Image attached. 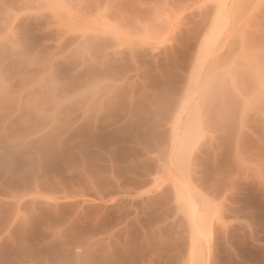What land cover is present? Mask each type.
I'll use <instances>...</instances> for the list:
<instances>
[{
	"label": "rangeland",
	"instance_id": "374dc122",
	"mask_svg": "<svg viewBox=\"0 0 264 264\" xmlns=\"http://www.w3.org/2000/svg\"><path fill=\"white\" fill-rule=\"evenodd\" d=\"M12 196L0 264H264V0H0Z\"/></svg>",
	"mask_w": 264,
	"mask_h": 264
},
{
	"label": "crops",
	"instance_id": "0c3cea01",
	"mask_svg": "<svg viewBox=\"0 0 264 264\" xmlns=\"http://www.w3.org/2000/svg\"><path fill=\"white\" fill-rule=\"evenodd\" d=\"M19 199V196H12L7 198L6 200H4V198L0 199L1 245L8 242L6 236L11 235L13 233L16 225L18 223H23L26 219H28V216H30V213L28 211H24L23 214H21ZM5 212L9 215H6ZM212 215L213 214H200L199 216L198 224L200 225V229H198L199 231H197L199 234V248L204 249L206 237H203V235L207 236L208 234H213L216 237L218 234H220L221 226L219 221L217 220L218 217L228 221L229 230L231 228V224L237 221V214H217V217H213Z\"/></svg>",
	"mask_w": 264,
	"mask_h": 264
},
{
	"label": "bare ground",
	"instance_id": "6f19581e",
	"mask_svg": "<svg viewBox=\"0 0 264 264\" xmlns=\"http://www.w3.org/2000/svg\"><path fill=\"white\" fill-rule=\"evenodd\" d=\"M183 145V144H182ZM194 221V224H195V227H196V229H197V231H199L198 229H200V225L198 224V222L197 221H195V220H193ZM202 232V231H201ZM200 232V233H201ZM203 237H204V235H203Z\"/></svg>",
	"mask_w": 264,
	"mask_h": 264
}]
</instances>
